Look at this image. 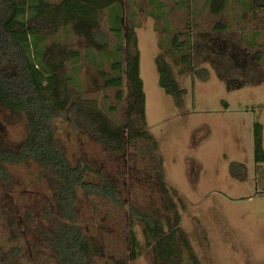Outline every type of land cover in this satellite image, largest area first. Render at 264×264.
I'll use <instances>...</instances> for the list:
<instances>
[{
  "label": "rangeland",
  "instance_id": "374dc122",
  "mask_svg": "<svg viewBox=\"0 0 264 264\" xmlns=\"http://www.w3.org/2000/svg\"><path fill=\"white\" fill-rule=\"evenodd\" d=\"M226 1L224 10L213 16L206 0H116L122 40L125 26L135 27L145 97L141 130L152 140L135 139L115 153L94 141L71 109L55 123L70 162L88 165L116 188L122 202L114 206L77 194L76 225L95 251L85 264H155L137 221L139 255L130 258L129 208L161 219L166 229L178 221L175 244L183 264H192L190 256L199 264H264V163L255 164L253 153V124L264 128V9H253L258 0ZM218 22L225 30H214ZM100 23L108 34L110 55L117 41L109 32L107 10ZM188 31L198 50L193 68L181 75L163 45L172 35ZM53 43L78 54L76 60L65 61V75L71 78L68 108L83 102L115 126L127 130L129 121L140 126L139 116L128 117L124 86L104 87L101 74L108 71L111 58L87 51L70 31L49 35L41 47ZM216 46L222 47V61ZM159 56L171 65L175 82L185 91L180 107L158 86ZM119 57H125L124 45ZM202 70L206 79L197 74ZM119 93L122 98L117 100ZM27 136L24 115L0 104V150L15 151ZM5 168L9 180H0V264H62L50 239L64 220L45 171L33 162Z\"/></svg>",
  "mask_w": 264,
  "mask_h": 264
},
{
  "label": "trees",
  "instance_id": "16d2710c",
  "mask_svg": "<svg viewBox=\"0 0 264 264\" xmlns=\"http://www.w3.org/2000/svg\"><path fill=\"white\" fill-rule=\"evenodd\" d=\"M206 2L208 13L213 16L219 15L227 3L226 0ZM261 5H264V0H258L253 9H264ZM155 8L158 13H163ZM105 10L110 19L109 32L117 41L110 55L106 51L108 34L100 23ZM121 20L116 0H61L58 4L50 0H0V104L15 113H22L28 129L27 138L15 151L0 150V180H9L6 166L33 162L45 171L58 214L64 220L52 232L50 239L52 251L62 264H85L95 253L76 225L74 201L77 194L103 199L114 206H122V202L116 196V188L104 182L88 165L70 162L56 137L55 123L71 109L70 112L79 118L88 135L115 153L123 152L125 145L135 139L152 140L146 131L141 130L145 122V97L139 73L135 27L128 23L122 40ZM60 30L70 31L81 38L87 51L95 50L104 58H111L112 61L108 60V71L101 74L104 87L112 89L124 86L128 117L139 116V127L136 128L133 121H129L127 130L115 126L100 112L89 108L87 103L77 102L68 108L66 94L71 78L65 75V61L67 58L76 60L78 54L59 43L45 49L41 47L43 39ZM214 30L221 32L225 30V25L218 22ZM190 37L189 31L176 33L168 44L163 45L165 56L173 67H178L181 75L193 68V54L198 50L190 43ZM123 45L125 57L121 59L119 56ZM221 48L215 47L220 61ZM255 59H258V53ZM155 65L159 88L173 98L176 107H180L185 91L175 82L171 65L162 56L155 59ZM197 74L201 79L207 78L205 70ZM121 98L122 93H119L117 100ZM152 143L157 150L156 143ZM253 153L254 163L262 164L263 127L259 122L253 124ZM233 168L236 169L235 166ZM161 188L167 192L163 184ZM129 211L133 219L129 229L132 261L139 255L140 243L133 224L137 221L141 225V236L146 240L145 246L152 248L155 264H183L182 251L175 244L179 233L177 220L166 229L159 218L133 208H129ZM190 258L192 264H199L193 256Z\"/></svg>",
  "mask_w": 264,
  "mask_h": 264
},
{
  "label": "crops",
  "instance_id": "0c3cea01",
  "mask_svg": "<svg viewBox=\"0 0 264 264\" xmlns=\"http://www.w3.org/2000/svg\"><path fill=\"white\" fill-rule=\"evenodd\" d=\"M263 127V126H262ZM263 134H264V128H263ZM263 150H264V141H263ZM264 163V162H263Z\"/></svg>",
  "mask_w": 264,
  "mask_h": 264
}]
</instances>
